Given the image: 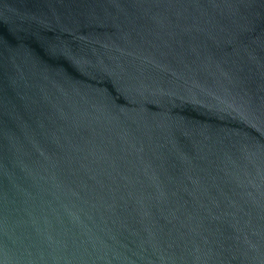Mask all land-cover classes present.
<instances>
[{
  "label": "water",
  "instance_id": "water-1",
  "mask_svg": "<svg viewBox=\"0 0 264 264\" xmlns=\"http://www.w3.org/2000/svg\"><path fill=\"white\" fill-rule=\"evenodd\" d=\"M0 264H264V0H0Z\"/></svg>",
  "mask_w": 264,
  "mask_h": 264
}]
</instances>
